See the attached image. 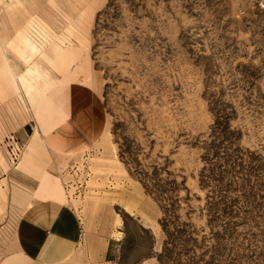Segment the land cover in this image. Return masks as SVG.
Returning a JSON list of instances; mask_svg holds the SVG:
<instances>
[{"label": "rangeland", "instance_id": "374dc122", "mask_svg": "<svg viewBox=\"0 0 264 264\" xmlns=\"http://www.w3.org/2000/svg\"><path fill=\"white\" fill-rule=\"evenodd\" d=\"M70 39L91 52L110 122L107 147L66 170L70 199L126 177L157 207L138 220L113 206L110 262L264 264V0H0L1 107L16 88L17 114H30L50 71L44 52ZM7 125L0 176L24 148L22 127ZM104 155L108 169L96 171ZM13 218L0 222V255Z\"/></svg>", "mask_w": 264, "mask_h": 264}, {"label": "crops", "instance_id": "0c3cea01", "mask_svg": "<svg viewBox=\"0 0 264 264\" xmlns=\"http://www.w3.org/2000/svg\"><path fill=\"white\" fill-rule=\"evenodd\" d=\"M54 49L44 52L50 71L41 69L45 74L37 84L42 93L38 98L33 95L30 114H17V103L11 100L16 88L9 87L4 107L0 102V123L7 122L8 130L22 127L25 133L19 161L3 166L6 172L0 176V222L14 217L0 264H73L78 255L87 259L86 264H112L107 254L116 214L113 206L119 204L138 220L148 215L155 218L157 207L145 199L136 183L131 187L126 177L120 178L122 171L110 193H90L80 202L65 196L66 170L81 153L98 144L107 147L110 122L96 94L88 46L70 39ZM8 75L15 84L13 67ZM33 90L24 87L26 93ZM4 133L0 130V136ZM109 161L105 155L96 160L95 170L106 171Z\"/></svg>", "mask_w": 264, "mask_h": 264}, {"label": "built area", "instance_id": "2783aa9c", "mask_svg": "<svg viewBox=\"0 0 264 264\" xmlns=\"http://www.w3.org/2000/svg\"><path fill=\"white\" fill-rule=\"evenodd\" d=\"M13 138V137H12ZM19 146H18V144H17V142H15V147H11V155H12V157H11V159L13 158V159H17L18 158V156H19ZM71 169V171L72 172H79V170L80 169H78V167H77V165L76 164H73L72 165V167L70 168ZM69 182V181H68ZM81 185H82V183H78L77 184V186L78 187H81ZM66 192H65V196L66 197H70V193H69V189H68V183L66 182ZM77 191H78V189L77 188H75ZM79 192V191H78Z\"/></svg>", "mask_w": 264, "mask_h": 264}, {"label": "bare ground", "instance_id": "6f19581e", "mask_svg": "<svg viewBox=\"0 0 264 264\" xmlns=\"http://www.w3.org/2000/svg\"><path fill=\"white\" fill-rule=\"evenodd\" d=\"M29 86V85H28Z\"/></svg>", "mask_w": 264, "mask_h": 264}]
</instances>
